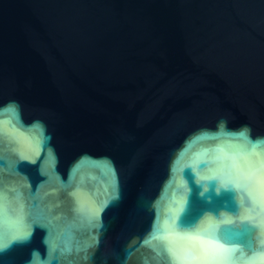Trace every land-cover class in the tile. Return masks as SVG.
Wrapping results in <instances>:
<instances>
[{"label": "water", "instance_id": "1", "mask_svg": "<svg viewBox=\"0 0 264 264\" xmlns=\"http://www.w3.org/2000/svg\"><path fill=\"white\" fill-rule=\"evenodd\" d=\"M9 102L21 123L0 115V243L17 217L36 223L0 264H170L144 239L179 201L183 224L206 218V239L232 250L188 264H264V222L242 219L231 191L200 196L187 164L206 150L197 170H228L238 138L180 156L222 119L226 132L264 136V0H0V107ZM33 121L50 138L39 157ZM106 163L119 199L90 222L111 191ZM93 237L85 261L77 248Z\"/></svg>", "mask_w": 264, "mask_h": 264}, {"label": "snow or ice", "instance_id": "2", "mask_svg": "<svg viewBox=\"0 0 264 264\" xmlns=\"http://www.w3.org/2000/svg\"><path fill=\"white\" fill-rule=\"evenodd\" d=\"M8 114L12 119L16 120L17 123H20V115H19V106L15 102H9L6 106L0 107V115ZM7 122V121H5ZM34 130H30L29 132L32 133V141L29 142V147L34 154L39 157L41 153V145L46 143L50 138L45 136L44 128H41L38 124L33 126ZM221 135H228L232 137H236L235 133L226 132L223 128H221L216 133H208L205 134L203 137H200V140L210 139L214 136H221ZM242 135V134H241ZM237 151L232 154L230 157L231 163L228 167V170L223 169H213L217 174L223 175L225 171H232L235 172L239 177H242L249 182L255 184L257 183V177L247 175L253 169L252 164V156L254 149H250L248 144L245 140L238 139L236 143ZM187 151L184 148L180 152V156L183 157L185 152ZM206 150L193 154V157L187 161V164L191 167L198 168L201 165V162L204 160ZM48 154L54 158V150L49 148ZM20 159L21 160H29V162H35L30 160V158L23 152H20ZM85 158L81 157L80 161H83ZM81 163L77 162L71 169L69 174V184L66 185L68 187L71 186V178L75 176L77 170L80 168ZM103 169H106L107 172L112 173V177L109 181L111 186V191L109 192V186L106 185L104 188V197L100 199L98 202H94L89 208V221L91 222L92 218L97 220L100 219V214L104 211L106 207H108L112 202L117 201L119 199V187L117 181L115 179L114 169L111 168L110 164H105L102 166ZM173 172L176 169L173 167ZM171 183V181H169ZM259 184L262 188H264V176L259 177ZM75 195V193H73ZM184 209L183 201H179L176 205V213L175 215L171 216L169 220H166L163 225H154L152 231L146 236L144 239V244L151 246L156 253L157 261L159 259L171 260L177 259L179 260L180 264H188L189 261L193 260H201L207 261L217 258H227V256L231 253V249H223L222 246L216 245L213 241L209 243H205L199 246L198 250L195 253L190 255H185L184 257L177 256L175 252H173V245L171 242V236L175 233L176 229L183 228L186 224H183L180 221V216ZM239 211V209H237ZM36 223L35 221L26 223L24 217L21 215L17 217L12 224L10 225L9 229L6 231L11 232V238L8 240L7 243H0V249L8 247L9 244L15 241H26L30 238L32 233V225ZM97 230L103 227V223H97L94 225ZM212 233L211 235H214ZM210 235V236H211ZM155 241L156 243H153ZM97 243L95 237H93L90 241L86 242L83 247H78L77 251H83V259L86 261L89 259L90 253L88 249L90 247H94ZM130 251V250H127ZM223 253V256L220 253Z\"/></svg>", "mask_w": 264, "mask_h": 264}, {"label": "clouds", "instance_id": "3", "mask_svg": "<svg viewBox=\"0 0 264 264\" xmlns=\"http://www.w3.org/2000/svg\"><path fill=\"white\" fill-rule=\"evenodd\" d=\"M21 123V122H20ZM43 125L39 121H33L27 126V130H34V125ZM23 126V125H22ZM226 130V122L222 119L218 123V129ZM236 134V138L245 140L250 149H254L252 156L253 169L247 175L257 177V183L253 184L248 180L239 177L235 172L225 171L223 175L217 174L210 163L203 170H197L192 167V183L200 189L199 195L206 197L208 193L219 194L223 191L234 193V201L237 209L243 210L242 219H253L255 223L264 222V188L259 184V177L264 176V136H258L253 139L250 135V129L247 125L241 126L238 130L230 131ZM210 133L208 130L197 132L189 141H186L187 153L200 137ZM242 134V135H241ZM183 183V181H181ZM215 231V226L207 223L206 218H200L183 228L176 229L171 236L173 252L177 256L184 257L195 253L199 246L211 242L206 237ZM226 259V258H225ZM170 264H180L179 260L171 259Z\"/></svg>", "mask_w": 264, "mask_h": 264}]
</instances>
